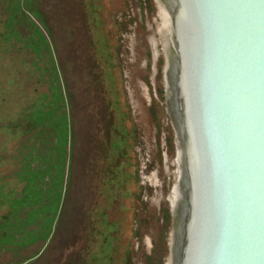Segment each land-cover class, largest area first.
<instances>
[{
    "label": "water",
    "instance_id": "95a60500",
    "mask_svg": "<svg viewBox=\"0 0 264 264\" xmlns=\"http://www.w3.org/2000/svg\"><path fill=\"white\" fill-rule=\"evenodd\" d=\"M138 178L131 264H264V0H109Z\"/></svg>",
    "mask_w": 264,
    "mask_h": 264
},
{
    "label": "rangeland",
    "instance_id": "374dc122",
    "mask_svg": "<svg viewBox=\"0 0 264 264\" xmlns=\"http://www.w3.org/2000/svg\"><path fill=\"white\" fill-rule=\"evenodd\" d=\"M137 189L109 0H0V264H131Z\"/></svg>",
    "mask_w": 264,
    "mask_h": 264
}]
</instances>
